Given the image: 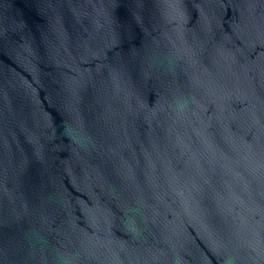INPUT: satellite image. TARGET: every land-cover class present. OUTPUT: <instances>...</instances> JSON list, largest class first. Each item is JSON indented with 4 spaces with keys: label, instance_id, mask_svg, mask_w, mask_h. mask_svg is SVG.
Instances as JSON below:
<instances>
[{
    "label": "water",
    "instance_id": "1",
    "mask_svg": "<svg viewBox=\"0 0 264 264\" xmlns=\"http://www.w3.org/2000/svg\"><path fill=\"white\" fill-rule=\"evenodd\" d=\"M0 264H264V0H0Z\"/></svg>",
    "mask_w": 264,
    "mask_h": 264
}]
</instances>
